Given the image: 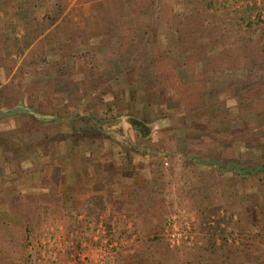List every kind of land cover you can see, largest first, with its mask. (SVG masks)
<instances>
[{
    "label": "rangeland",
    "instance_id": "obj_1",
    "mask_svg": "<svg viewBox=\"0 0 264 264\" xmlns=\"http://www.w3.org/2000/svg\"><path fill=\"white\" fill-rule=\"evenodd\" d=\"M211 25L216 43L207 38ZM192 29L186 43L181 34ZM260 32L264 0H0L5 129L8 122L29 124L22 113H4L37 100L55 76V54L56 77L64 81L48 92L54 100L41 103L44 111L65 113L72 98L111 106L93 111L106 132L72 138L79 149L94 142L95 155L78 156L94 172L83 165L85 173L71 181L76 190L65 192L70 181L56 175L61 194L55 186L28 206L15 203L29 210L32 230L18 251L24 264H264V187L257 181L264 171L241 179L253 161L264 162V96L236 98L258 77L226 65L237 37ZM197 51L212 56L207 66ZM78 68L84 72L71 76ZM106 79L114 90L101 84ZM258 86L264 93V83ZM100 141L119 148L120 164ZM211 176L214 188L204 196L197 187ZM127 177L136 183H124ZM106 182L109 204L92 194ZM249 185L255 194H247ZM236 199L232 213L225 205Z\"/></svg>",
    "mask_w": 264,
    "mask_h": 264
},
{
    "label": "crops",
    "instance_id": "obj_2",
    "mask_svg": "<svg viewBox=\"0 0 264 264\" xmlns=\"http://www.w3.org/2000/svg\"><path fill=\"white\" fill-rule=\"evenodd\" d=\"M58 56L55 54L51 58L55 62L54 65H57V69H53L55 70V76L52 75L54 78L51 76L45 80V84L39 88L41 95L37 100L23 102L21 104L22 109H18L14 105V107L7 110V113H4L5 116L12 115V118L17 117L18 113H22V121L28 116L30 118L29 124L24 121V124L22 123L23 125L18 127L13 122L11 124L8 122L5 129L2 123L3 120L2 118L0 119V264H24L18 256V251L24 249L26 236L32 233V230L27 227L29 210H26L24 207L17 208L15 203L21 201L25 206H28L33 203L29 199L30 197L47 196L51 192L55 193V190L53 191L52 189L56 188L57 193L61 194L63 190L61 182L58 181L59 184L57 186L54 182L56 181V175L59 180L64 177L70 181L69 184H64L65 190L63 192L71 191L72 189L76 190L75 185L71 183L76 177L75 175L77 173L94 172L93 167L88 164H83L85 172L82 171L83 165L81 162L79 163L78 156L83 158L90 153L95 155L96 152L92 150L94 149V142H84L82 148L79 149L76 145H73L72 138L75 137L76 133L82 131L93 134V136L99 135V132H106V128L103 127L102 129L98 127L99 123L94 118L96 116L94 108L96 111H100L102 108L111 107L110 103L105 102L97 105L94 103L83 104V101H77L72 98L68 103L66 102L68 109L65 113L55 108L43 110L41 103L44 100L45 102H52L54 100L50 99L48 92L55 90V87L64 81L63 79L58 80L59 78L56 77L57 72L58 76H60V65L58 64L60 58ZM84 69L78 68L74 70L76 73L72 72L70 75L76 74L78 78L84 72ZM83 75L85 79L82 82L86 83L89 81L87 79L88 75L87 73ZM92 81L91 85L93 86L98 82V80ZM101 84L106 86L107 92L114 90L108 87L110 80H103ZM100 86L98 84L97 88H100ZM48 87L52 88L48 89ZM82 106H85L89 110L80 113L79 107ZM90 110L92 112H88ZM104 122L106 121L104 120ZM100 142L108 150L109 156L117 155V161L120 164V154H116V152L119 153V148H115L113 144L109 146V143L106 145L102 141ZM116 149L118 150L115 151ZM105 151L101 153H107ZM263 171L264 168L262 169ZM131 180L127 177L124 183L127 181L130 184L132 182L133 184L136 183V180ZM257 181L260 183L262 189L264 187V176L257 178ZM110 184V182H106L98 192H91L92 194L101 196V198L103 197L102 199L109 204V199L105 195V192L108 193ZM249 187L247 194H255V185H249ZM91 192H87V194L89 195ZM261 235L264 237V233Z\"/></svg>",
    "mask_w": 264,
    "mask_h": 264
},
{
    "label": "trees",
    "instance_id": "obj_3",
    "mask_svg": "<svg viewBox=\"0 0 264 264\" xmlns=\"http://www.w3.org/2000/svg\"><path fill=\"white\" fill-rule=\"evenodd\" d=\"M58 14H59V11H58ZM46 15H47V17H46L47 19H48V17H52L50 15V13H47ZM243 19H244V17H242V20ZM55 20H56V14H55V17L50 19L49 24L53 23ZM207 28H208L207 29L208 30L207 38H209V37L213 38L214 40H212V43L218 42V40L215 41V38L218 36V33L216 32L215 25H211V27L208 26ZM40 32H42V31H40ZM194 32H195L194 29H192L190 31H187L186 34H181V36L183 38L187 37L186 43H189L188 37L191 36ZM263 35H264L263 32H260V34L257 37H253L250 34H248L247 36L241 35V36L236 38V40L239 41L237 43V45L235 46L234 45L235 42H233V45L230 46L231 50H232V53L230 55L226 56V58L230 59V61H228L226 65L227 66H231V68H237V67H241L242 66L243 68H245L247 70H250V73L256 74V76L258 77V79L253 80V82L250 84V86H248V85L242 86V92L239 93L240 95L236 96V98H241L242 99V97H243V99H244L245 97H248V98L257 97V95L260 96V97L264 96V93L262 92V90L258 89V87H259L258 84L264 83V80H263L264 79V72L260 71V70H264V41H263L264 40V36ZM203 37H204V35L201 36V38H203ZM190 42H192V41H190ZM258 42H261V44H258ZM195 56H198V57H200V59L204 60L206 66L208 64V61L210 60V57H212V56L208 55L206 52H204L203 55H199L198 51H197V53H195ZM197 60H199V58ZM224 65H225V63L222 64V65H219V66L222 67ZM257 67H258V69H257ZM214 68H216V67H214ZM255 101H257V100H255ZM128 121L131 122V125L134 126V129H136V132L138 133V126L134 122L135 119L131 118ZM237 142L240 143L239 140ZM242 143H244V141ZM211 158L212 157H210V159ZM212 160L213 159L208 160V162H210V161L212 162ZM253 162H254L255 169H251V170L249 169L248 171L246 169V173H242L241 179L243 181H245V179L247 177L250 178V175H253L256 172L262 171V169L264 168V162H256V161H253ZM212 165H215V164L212 163ZM210 181H212V182L210 183ZM215 181L216 180L213 179V177H212V180H208L207 181L208 183H210L209 185L206 184L204 186L205 188L204 187L201 188L199 186L198 187L196 186L197 190H199V192H203V194L205 196V195H207L208 191L211 192V189L213 187V183ZM254 181H256V179ZM210 203H212V202H210ZM207 205H211V204H207ZM204 208H208V207L206 206ZM225 208L226 209L227 208L231 209L232 213H233V211L237 212V210H238L237 199H236V201L235 200L232 201L230 205H225ZM215 212L216 213L218 212L216 210V208H214L213 213H215ZM200 215H201V217L205 218L207 213H205V211L201 210ZM240 218H241V215L238 214L237 219L235 220V222L240 223L241 222ZM230 220L231 221L233 220L232 215H230ZM205 224L206 223L204 222L203 223L204 228H205ZM210 240H211V243H212L211 246H214L213 239L210 238Z\"/></svg>",
    "mask_w": 264,
    "mask_h": 264
}]
</instances>
